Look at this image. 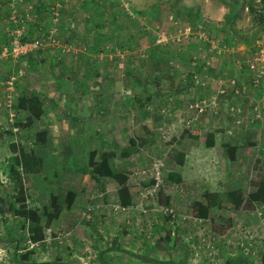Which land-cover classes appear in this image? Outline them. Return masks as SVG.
<instances>
[{
	"label": "rangeland",
	"instance_id": "374dc122",
	"mask_svg": "<svg viewBox=\"0 0 264 264\" xmlns=\"http://www.w3.org/2000/svg\"><path fill=\"white\" fill-rule=\"evenodd\" d=\"M227 1L0 0V197L9 208L20 196L10 167L12 157L24 149L31 153L32 168L21 174L27 207L38 211L43 224V211L52 212V196L60 197L62 210L37 243L29 240V222L15 211H0V264H16L14 254H28L30 262L100 264L99 251L114 243L151 254L154 240L168 233L189 246L187 264H223L245 235L264 241V205L256 208L254 217L234 211L228 202L222 210H212L211 218L232 219L236 226L219 241L204 240L210 237L209 221L197 219L193 212L205 190L219 193L224 206L226 191H253V166L264 158V88L253 91L246 72L247 65L264 64L257 61L264 57V33L248 8L231 16ZM45 32L50 36L36 59L26 54L34 48H11L15 37L23 41L32 34L34 41ZM84 55L94 62L87 64ZM191 59L204 64L202 70L190 67ZM169 74L176 75L178 88L158 92L156 84ZM190 74L192 80L184 81ZM232 78L243 86L238 103L245 117L257 106L261 119L241 130L233 120L202 116L196 126L214 130L217 145L210 150L199 146L180 162L169 140L179 134L200 99L216 97L225 108L219 89ZM33 94L45 108L39 119L17 110L19 100ZM150 122L151 135L145 128ZM141 137L147 139L145 146L139 145L130 157L121 156L131 139ZM227 143L240 148L236 162L228 160ZM93 150L112 152L113 171L129 173L131 183L141 186L132 207L119 205L118 183L105 179L92 182L73 208L66 209L67 191L59 184L63 169L86 167ZM155 161L162 167L159 186H142L154 176ZM170 173L183 180L186 190L167 178ZM159 187L171 197L170 208L157 201ZM254 259L260 264L261 252ZM107 260L136 264L116 252Z\"/></svg>",
	"mask_w": 264,
	"mask_h": 264
},
{
	"label": "trees",
	"instance_id": "16d2710c",
	"mask_svg": "<svg viewBox=\"0 0 264 264\" xmlns=\"http://www.w3.org/2000/svg\"><path fill=\"white\" fill-rule=\"evenodd\" d=\"M229 6L231 16L237 17L242 8H248V14L251 17V20H254L258 23L262 32L264 33V0H229L227 1ZM39 11V10H38ZM130 21H133L130 19ZM40 24V21L37 22ZM56 34V33H55ZM50 35L48 32H45L41 38L32 41V34L24 37L23 41H21L18 37L12 39L13 43L11 48L14 51L15 41H17L20 45H25L30 43L38 42L39 45L34 48L30 52H26V54H33V59L36 57H40L41 48L43 47V42L47 40ZM264 36V35H263ZM55 37V35H54ZM260 47H258V51ZM15 52V51H14ZM16 54V53H15ZM25 54V53H24ZM254 54V53H253ZM23 55V54H20ZM18 56V55H17ZM254 55H252L253 57ZM190 67L193 65L196 69H201L203 66L191 62ZM206 66V65H205ZM21 72V71H20ZM248 76H250V81L252 83V90H260L264 88V64H257L254 67L252 65H247ZM37 79L38 75H34ZM194 74H190L188 78L184 79V81H191ZM175 78L176 75L169 74L166 78H161L160 82L156 84V90L158 92L163 91H175L177 84L175 86ZM191 79V80H190ZM236 79V78H232ZM237 80V79H236ZM231 79L227 80V82L221 85L219 89V96L222 98L224 102L225 108H222L219 104L220 101L217 102V99L205 97L203 100L197 101L194 106L191 108L194 110V113L190 115V117L185 120L184 127L181 129L179 134L169 140V144L178 151L177 160L180 162L185 161L186 154H189L193 149L198 148L199 146H204L206 149H214L217 145L216 133L214 130L210 128H206V130L200 126H196V123L203 116H207L211 114L214 118L222 121H234V123L241 128V130L246 129L248 127H255L258 121L261 119V115L258 111V107H254V112L245 117L243 113L242 107L239 105L238 100L243 95L244 89L243 86L236 81L234 88L231 85ZM182 83V80H180ZM228 83V85H227ZM180 88V87H179ZM238 90V93H236ZM251 93V92H249ZM248 98V94L245 95ZM18 111H27L29 112L34 119H39L44 114V104L41 98L37 95H31L29 97H23L19 100L17 104ZM253 108V107H252ZM150 109V107H149ZM253 111V110H252ZM250 113V112H249ZM257 116V117H256ZM239 120V121H236ZM146 131L148 134L151 133L153 129V124L150 122L145 125ZM209 130V131H208ZM211 130V131H210ZM151 135V134H150ZM147 139L140 138V141H135L134 139L130 140L129 146L125 148L121 152V156L130 157L137 153L140 149L139 145L145 146ZM226 154L229 161L236 162L238 159L239 146L231 145L229 143L224 145ZM31 153H27L22 150V153H17L11 160V173L13 178L19 188L20 196L16 198L9 208L6 207L3 199L0 197V211L5 212L6 210L15 211L19 218L24 219L29 222L31 233L29 235L30 242L37 243L45 239V228L50 225V223L58 218L61 215V205H60V197L52 196L51 199V208L52 212H48L47 209L43 211V214L46 218V223H42V218L39 213L35 209H31L26 205V196H25V188L23 187V180L21 177L22 172L29 174L32 172L31 165L29 163V157ZM88 165L86 167H66L63 169V173L60 177V187L62 189H66V195L63 199L64 203L67 205L66 209L70 210L75 205L80 194H84L89 185L92 182L102 183L105 179H113L119 185L117 189V198L119 205L123 209H128L132 207L134 204V197L141 193V186L136 183H131V177L129 173L125 171L114 172L111 165L110 159L113 157V153H102L100 154L97 150H93L89 152L88 156ZM100 158V160H98ZM156 163V161L154 162ZM154 163H152L151 171L153 173V177H151L148 181L142 183V186L150 185L151 188L159 186L157 182L158 175L156 170L154 169ZM163 166V165H162ZM21 168V172L17 169ZM254 178L250 181V184L253 188L249 194H245V191L241 188H234L226 191L223 195L225 197V206L220 204L219 198L220 194L215 192L204 191L199 200L194 204V216L199 220L209 221L208 227L206 229L207 233L210 237L209 240L205 241H219L222 239H226L229 235V231L236 227L232 223V219H213L211 218L210 213L212 210H222L227 206L226 202H228V206L233 207L234 211L245 210L252 214V217L255 216L256 208L258 206L264 205V158L258 159L257 163L253 166ZM143 174H146L143 171ZM159 175L162 178V167L159 168ZM147 177V176H146ZM145 177V178H146ZM170 181L179 183L181 185V191L186 190V187L182 185V181L178 178H174V176L170 173L167 176ZM160 180V179H159ZM189 188V186H188ZM156 199L161 203L166 209L170 208L172 203L171 197L167 194L165 188L159 187ZM20 203L18 207L16 204ZM50 211V210H49ZM262 216H264V211H262ZM223 220V221H222ZM233 224V225H232ZM240 233H242L241 229H238ZM6 241V240H5ZM238 241V240H237ZM260 244V249H255V247ZM153 253H137L130 249H126L123 246H120L117 243H114L108 246L105 249L99 251L98 260L100 264H112L107 260V256L110 253L116 252L123 254L125 258H128L136 264H187L190 256L189 246L182 241L181 237L171 236L170 233L167 234L166 237H159L155 239L151 244ZM236 245V244H235ZM238 251L234 254H228L223 262V264H256L254 257L261 252L260 264H264V241H256L255 239L250 238V235H245L244 238L240 240L238 245H236ZM165 253V257H161L159 254ZM28 254L16 256L14 254V262L16 264H74L69 261L55 260V261H47V262H30L27 261Z\"/></svg>",
	"mask_w": 264,
	"mask_h": 264
},
{
	"label": "built area",
	"instance_id": "2783aa9c",
	"mask_svg": "<svg viewBox=\"0 0 264 264\" xmlns=\"http://www.w3.org/2000/svg\"><path fill=\"white\" fill-rule=\"evenodd\" d=\"M163 39H166V37L163 36ZM15 44L16 45H15L14 51H16V52H19V51H21V52L29 51V50H31V48H36L39 45L38 42H36L34 44H31V45H29V44L20 45L17 41H15ZM263 52L264 51L261 52V55L263 54ZM257 61L264 62V57L258 58ZM254 66L255 65L253 64L252 67H254ZM231 80L232 81H231V85L230 86H232L234 88L237 80L236 79H231ZM227 85H228V83H227ZM236 93H238V90H236ZM159 168H160V161H156V163H154V169L157 172V175H158L157 179H158V181H160L159 180L160 179V175H159V172H158L159 171Z\"/></svg>",
	"mask_w": 264,
	"mask_h": 264
},
{
	"label": "crops",
	"instance_id": "0c3cea01",
	"mask_svg": "<svg viewBox=\"0 0 264 264\" xmlns=\"http://www.w3.org/2000/svg\"><path fill=\"white\" fill-rule=\"evenodd\" d=\"M94 56V55H92ZM83 58L86 60L87 64L94 62L92 59L88 57V55H84Z\"/></svg>",
	"mask_w": 264,
	"mask_h": 264
}]
</instances>
